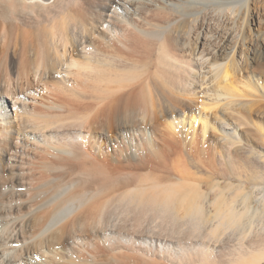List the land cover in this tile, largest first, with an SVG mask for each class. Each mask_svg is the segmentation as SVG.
Instances as JSON below:
<instances>
[{"label": "bare ground", "instance_id": "bare-ground-1", "mask_svg": "<svg viewBox=\"0 0 264 264\" xmlns=\"http://www.w3.org/2000/svg\"><path fill=\"white\" fill-rule=\"evenodd\" d=\"M223 250L264 263V0H0V264Z\"/></svg>", "mask_w": 264, "mask_h": 264}, {"label": "rangeland", "instance_id": "rangeland-1", "mask_svg": "<svg viewBox=\"0 0 264 264\" xmlns=\"http://www.w3.org/2000/svg\"><path fill=\"white\" fill-rule=\"evenodd\" d=\"M46 1H53V0H46ZM186 5H187V4H186ZM27 20H28V19H27ZM30 28H33V26H29V27H28V30H30ZM220 181H221V184H222V186H225V184H226V182H227L228 180H227V179H225V178H221V180H220ZM256 206H258V204H256V205H255V207H256ZM170 231H172V229H170ZM170 231H169V232H170ZM172 232H173V231H172ZM172 232H170V233H172ZM175 233H176V231H175ZM171 235H172V234H171ZM174 235H175V234H174ZM167 243H168V244H173V243H174V241H172V240L168 239V240H167ZM227 251H228V250H227ZM222 253H223V254H222ZM222 253H221V255H220V256H222V255H223V256H222V257H220V256L216 257V258H217V260H216V259H214V261L216 260V262H213V264H217V263H218V261H219L218 259H221V260H222V259H223V257L225 258V257H226V256H228V254H229V252H225V250H223V252H222ZM225 254H226V255H225ZM224 264H232V262H231V263H229V262L225 261V262H224ZM234 264H235V263H234ZM263 264H264V263H263Z\"/></svg>", "mask_w": 264, "mask_h": 264}]
</instances>
